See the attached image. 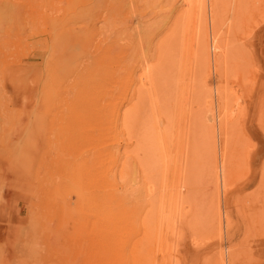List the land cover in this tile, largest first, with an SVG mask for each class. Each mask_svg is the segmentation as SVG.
<instances>
[{
	"label": "rangeland",
	"instance_id": "374dc122",
	"mask_svg": "<svg viewBox=\"0 0 264 264\" xmlns=\"http://www.w3.org/2000/svg\"><path fill=\"white\" fill-rule=\"evenodd\" d=\"M217 1L0 0V264H264V0Z\"/></svg>",
	"mask_w": 264,
	"mask_h": 264
},
{
	"label": "bare ground",
	"instance_id": "6f19581e",
	"mask_svg": "<svg viewBox=\"0 0 264 264\" xmlns=\"http://www.w3.org/2000/svg\"><path fill=\"white\" fill-rule=\"evenodd\" d=\"M211 1H213V2H214V1H215V2H218L217 0H211ZM215 2H214V4H216ZM215 6H216V5H215ZM4 7H5V6L2 5L1 10L4 9ZM6 8H7V7H6ZM6 8H5V9H6ZM5 9L3 10L4 13L2 14V16L5 15V14L7 13V12L5 11ZM7 9H9V8H7ZM7 9H6V10H7ZM19 9H20V8H19ZM1 10H0V11H1ZM215 11H216V10H215ZM217 11H218V10H217ZM9 12H10V10H9ZM7 14H9V13H7ZM11 14H12V13L10 12V15H11ZM184 14H185V13H184ZM215 15H216V13H214L213 18H214ZM183 16H184V15H183ZM215 17H216V16H215ZM221 17H222V16H221ZM215 19H216V18H215ZM215 19H214V20H215ZM219 19H220V18H219ZM214 27H215V26H214ZM216 27H217V26H216ZM212 28H213V27H212ZM208 29H209V28H208ZM215 29H216V28H215ZM203 31H205V30H203ZM198 37H200V36H198ZM203 38H204V37H203ZM203 38L201 37L200 41L198 40V43H199V44H198V56H199L198 58L201 60L202 63H204V64H205V63L208 64L209 61H208V58H207L206 44H205V41H204ZM198 39H199V38H198ZM195 49H196V48H195ZM216 49H217V48H216ZM67 55H68V54H66V56H67ZM53 58H54V57H53ZM57 58H58V57H57ZM63 58H64V57H63ZM65 59H66V58H65ZM199 59H198V60H199ZM216 59H217V58H216ZM56 60H57V59H56ZM143 60H144V59H143ZM59 61H61V60H59ZM142 62H143V61H142ZM142 62H141V63H142ZM57 63H58V62H57ZM200 64H201V63H200V61H199V65H200ZM201 65H202V64H201ZM143 67H144V70H143L144 72H142L143 75L140 76V77H142V78H146L147 75H148V72H149V68H148V66H143ZM143 67H142V68H143ZM200 67H201V66H200ZM201 72H202V71H201ZM199 74H200V73H199ZM63 75H64V74H63ZM147 79H148V78H147ZM139 80H140V79H139ZM205 80H206V79H205ZM68 106H69V105H68ZM86 106H87V105H86ZM79 109H80V107H79ZM203 112H204V111H203ZM99 114H100V113H99ZM127 116H128V115H127ZM123 118H124V116H123ZM90 119H91V118H90ZM127 123H128V122H127ZM119 125H120V124H119ZM206 126H207L206 128H208V127L211 126V125H208V124H207ZM206 128H205V129H206ZM211 128H212V126H211ZM144 131H147V130H145V127H144ZM205 131H206V130H205ZM147 132H148V131H147ZM208 132L210 133L211 131L208 130ZM204 133H205V132H204ZM209 133H207V134H209ZM210 134H211V133H210ZM204 136H205V135H204ZM204 136H203V137H204ZM208 136H211V135H208ZM208 136H207V137H208ZM144 137H145V136H144ZM146 137H147V136H146ZM205 138H206V137H205ZM203 140H204V138H203ZM209 140H210V138H209ZM211 140H212V139H211ZM143 141H144V140H143ZM212 141H213V140H212ZM212 144H213V143H212ZM205 145H206V144H205ZM210 145H211V144H210ZM211 147H212V145H211ZM206 148H207V145H206ZM214 150H215V149H214ZM115 154H116V153H115ZM207 154H209V153H207ZM209 155H211V153H210ZM214 156H215V155H214ZM211 157H212V155H211ZM208 158H209V157H208ZM214 160H215V159H214ZM208 161H210V163L213 162L211 158H210V160H208ZM211 161H212V162H211ZM214 162H215V161H214ZM208 164H209V162H208ZM213 164H214V163H213ZM213 164H212V165L209 164V165L211 166L212 169H213ZM207 167H208V165H207ZM209 168H210V167L207 168L208 171L211 170V168H210V169H209ZM205 170H206V169H205ZM119 171H121V170H119ZM208 171H206V172L208 173L207 176H209L208 179H209V178H210V179L212 178V180H214L213 177H210L212 174H214L213 171H210V172H212V173H210V174H209ZM204 172H205V171H204ZM121 173H122V172H121ZM112 174H113V173H112ZM122 176H123V175H122ZM205 176H206V175H205ZM212 176H214V175H212ZM209 181H210V180H209ZM211 182H212V181H211ZM213 183H214V182H212V184H213ZM207 184H208V183H207ZM208 185H209V184H208ZM213 185H214V184H213ZM210 187H211V185H210ZM214 187H215V186H214ZM258 188H259V187H258ZM209 189H210V188H209ZM209 189H208V190H209ZM256 189H257V188H256ZM258 190H259V189H258ZM102 203H103V202H102ZM102 205H103V204H102ZM123 206H124V205H123ZM103 207H104V206H103ZM125 210H126V208H125ZM110 211H111V210H110ZM121 211H122V210H121ZM100 212H101V211H100ZM123 212H124V211H123ZM108 218H109V217H108ZM111 218H112V217H111ZM133 219H134V218H133ZM136 219H137V218H136ZM131 220H132V219H131ZM137 221H138V220H137ZM137 221H136V222H137ZM130 222H131V221H130ZM132 222H133V221H132ZM134 223H135V222H134ZM142 224H143V223H142ZM136 225H137V224H136ZM143 237H144V236H143ZM107 245H108V244H107ZM136 250H137V249H136Z\"/></svg>",
	"mask_w": 264,
	"mask_h": 264
}]
</instances>
